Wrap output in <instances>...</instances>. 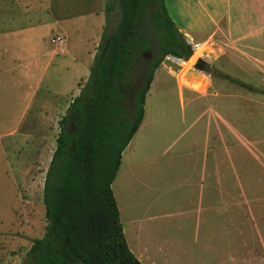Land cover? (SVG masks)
Segmentation results:
<instances>
[{"label": "rangeland", "instance_id": "374dc122", "mask_svg": "<svg viewBox=\"0 0 264 264\" xmlns=\"http://www.w3.org/2000/svg\"><path fill=\"white\" fill-rule=\"evenodd\" d=\"M165 1L167 5H177L175 13L171 7L167 8L176 26L193 45V54L184 61L167 56L159 71L155 70L157 78L147 92L146 110L169 120L164 125L168 135L156 147L163 151L159 159L130 171L119 184V189L124 190L125 211L131 219H139L149 207L156 214L146 225V236L140 235V242L145 243L153 262L158 264H264V20L260 18L262 29L252 42L250 35L234 34L225 18L207 30L199 29L190 20L189 0ZM49 3L46 13L37 7ZM93 6L99 7V3L0 0V34L30 27V18L56 21L59 16L88 11ZM104 23L105 17L95 14L82 20V31L75 32L73 26L62 23L66 31L64 53L49 41L54 32L49 40L44 38L43 49L50 62L37 99L65 90L55 101H69L76 88L63 86L73 77H81L78 85L87 79L92 63L89 55ZM204 50L206 55H202ZM75 56L78 60L72 59ZM199 56H204L221 74L208 75L194 83L179 80L183 88L192 89L197 95L210 93L187 103L186 114L204 111L208 115L212 108L224 115V108L228 121L251 142L244 140L237 145L228 132L223 141L220 126L213 123L207 152L209 162L205 165L201 158L196 170V154L203 152L202 126L207 115L195 121L194 126L190 117L183 121L177 86L164 68L189 69ZM65 60L72 62L62 68ZM14 61L21 63L16 57ZM4 75L0 62V264H21L32 241L45 231L43 181L55 148L61 114L55 116L53 111L43 121L36 119L33 110L24 109L29 83L14 89L10 80H2ZM226 75L258 91L239 87ZM196 85L199 90L194 89ZM220 90L226 91L227 99L219 101L218 94H213ZM230 106L237 107L238 113L232 114ZM126 160L124 157L123 162ZM224 187L228 208L220 204L219 192ZM129 248L134 251L132 245Z\"/></svg>", "mask_w": 264, "mask_h": 264}, {"label": "trees", "instance_id": "16d2710c", "mask_svg": "<svg viewBox=\"0 0 264 264\" xmlns=\"http://www.w3.org/2000/svg\"><path fill=\"white\" fill-rule=\"evenodd\" d=\"M104 17L89 75L58 120L43 181L44 234L21 264H141L126 242L112 182L155 70L167 56L189 59L193 45L165 0H104Z\"/></svg>", "mask_w": 264, "mask_h": 264}, {"label": "crops", "instance_id": "0c3cea01", "mask_svg": "<svg viewBox=\"0 0 264 264\" xmlns=\"http://www.w3.org/2000/svg\"><path fill=\"white\" fill-rule=\"evenodd\" d=\"M93 3H99V7H92L88 9V11L81 12H72L68 16H59L58 20L50 21L49 19L44 18H30V27L23 28L18 31L9 32L0 34V62L2 68L5 70V75L2 80H10L14 89L20 88V84L24 85V83H29V90L26 91L25 96V107L26 111H34L36 114V119L43 121L46 119L45 117L48 115V112H55V116L57 114H61V116L65 113L69 103L73 100L75 96L79 93L81 84L78 85V81L81 80V77L72 79H68L66 84L63 86L66 88H76L75 94L69 98V101L66 99L63 103H59L56 100V97L59 96L61 98L63 94L66 92L65 90L53 92V96L51 94L47 97L43 94V99H37V91L42 82V78L44 72L47 70V65L50 62V58L47 60V53L45 49H43V40L47 38L49 40L50 35L53 34H61L65 37V27L62 29L61 24L71 25L75 32L82 31V20L87 16L95 14L98 17L104 16V0H91ZM191 4V11L189 12L190 20L193 24L199 26L201 30H207L213 26L219 19L225 18L230 21V27L234 29V34L239 35H250L251 41L255 42V37L260 33V18L264 20V0H189ZM39 2V0H38ZM51 2V1H50ZM102 3V5H101ZM166 3V1H165ZM203 3H207L206 5H202ZM40 4H43L40 2ZM50 3L45 4L44 7H39L43 13L48 12L50 9ZM171 7L172 12L177 11L176 4H166V7ZM30 7H33L32 2H30ZM33 9V8H32ZM168 9V8H167ZM169 12V11H168ZM173 13V14H174ZM170 14V13H169ZM171 16V15H170ZM172 17V16H171ZM173 19V18H172ZM174 21V19H173ZM181 31V30H180ZM52 34V35H53ZM50 41V40H49ZM99 38L96 37V46L98 44ZM95 49H93L92 53L89 55L90 58H93V53ZM207 52V51H206ZM17 58L21 61L15 62L14 58ZM74 60H78L75 56L72 58ZM178 60V58H176ZM182 60V59H179ZM70 63L72 62L71 60ZM65 60L61 63L62 68L68 67L69 62ZM184 61V60H182ZM91 62V59H90ZM73 65V64H72ZM162 66L160 65L157 69ZM80 68L83 69V66ZM86 68V67H85ZM165 73L171 75L175 84L177 86L180 102L182 106V117L183 121L187 122L189 119L192 121L191 124L194 126L195 121L198 119L204 118L207 114L203 111L202 113H195L189 111L188 115L186 114V104L190 103L197 97H205L210 95L209 91L205 96L197 95L196 91L190 90L188 88H183L180 84L182 81L183 74L188 70H180L174 71L172 68H164ZM213 76V75H209ZM208 77L207 74H204L202 78ZM85 78V77H83ZM157 78V72L154 73L153 81ZM183 83V82H182ZM150 85L149 90L152 87ZM194 89H198V85ZM148 90V91H149ZM50 91H47V93ZM226 91H218L217 93H213L217 95L219 101L223 99H227ZM51 93V92H50ZM237 94V93H236ZM238 95V94H237ZM239 96V95H238ZM149 95L145 97L144 103V113L142 121L134 133L132 139L124 149L122 153L121 163L118 168L117 174L112 182V190L114 196L116 198L120 219L123 226V233L128 244L133 246L130 250L134 253V255L138 258L141 264H158L157 262H153V259L149 255V249L146 247L145 243L142 244L140 242V235L146 236V225L153 221L156 218V214L150 211V207L144 210L143 216L139 219H131L128 217L127 212L125 211L124 205V190L119 189V184L125 180V176L130 171H136L138 168L144 166L149 162H154L158 160L159 156L162 155L163 151L157 150V145H161V141L168 135L167 129H165L164 125L169 123V120H165L163 116L157 117L152 114H148L146 110L147 98ZM223 109V113L225 115L226 111ZM229 110L232 114H237V107L230 106ZM161 110L160 113H162ZM210 114L207 115V118L204 119V125L202 126V138H203V152H198L197 161L195 163V169L198 170L200 159H203V164L206 165L209 162V157L207 155L209 149V140H210V132L212 129V124L220 126L219 135L221 139L224 141L227 132L230 134V137L234 140L235 144H242L244 140L251 142L247 135H244L240 132L236 127L233 126V123L228 121L226 115H222L216 110L210 108ZM208 113V112H207ZM212 113L214 116H212ZM60 116V117H61ZM190 117V118H189ZM189 118V119H188ZM60 118H58L59 120ZM57 120V123H58ZM15 128V127H14ZM13 128V129H14ZM12 130V129H11ZM226 144V142H225ZM253 144V143H252ZM133 145L135 146L132 149ZM159 145V146H160ZM132 154V155H131ZM124 157L127 158L125 162H123ZM205 170V167L204 169ZM209 177H210V166H209ZM221 196L222 203L225 208H228V204L226 203V198L224 197L226 194L225 187L221 189L219 192ZM211 194V192H210ZM210 209V206H209ZM125 223V225H124ZM128 236V237H127ZM161 252L162 250H158Z\"/></svg>", "mask_w": 264, "mask_h": 264}, {"label": "water", "instance_id": "95a60500", "mask_svg": "<svg viewBox=\"0 0 264 264\" xmlns=\"http://www.w3.org/2000/svg\"><path fill=\"white\" fill-rule=\"evenodd\" d=\"M206 53V50H204L202 55H206ZM204 74L217 76L221 74V71L216 69L212 63L204 58V56H199L182 76V81L194 83L201 79Z\"/></svg>", "mask_w": 264, "mask_h": 264}, {"label": "built area", "instance_id": "2783aa9c", "mask_svg": "<svg viewBox=\"0 0 264 264\" xmlns=\"http://www.w3.org/2000/svg\"><path fill=\"white\" fill-rule=\"evenodd\" d=\"M50 41L52 44H54L60 53H64V43H65V38L61 34H53L50 38Z\"/></svg>", "mask_w": 264, "mask_h": 264}]
</instances>
